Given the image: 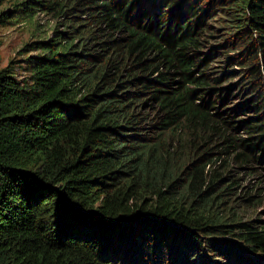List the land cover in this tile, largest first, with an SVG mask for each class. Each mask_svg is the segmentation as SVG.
<instances>
[{
    "label": "trees",
    "instance_id": "1",
    "mask_svg": "<svg viewBox=\"0 0 264 264\" xmlns=\"http://www.w3.org/2000/svg\"><path fill=\"white\" fill-rule=\"evenodd\" d=\"M39 11L0 67V264H264V0H21L0 29Z\"/></svg>",
    "mask_w": 264,
    "mask_h": 264
},
{
    "label": "rangeland",
    "instance_id": "2",
    "mask_svg": "<svg viewBox=\"0 0 264 264\" xmlns=\"http://www.w3.org/2000/svg\"><path fill=\"white\" fill-rule=\"evenodd\" d=\"M19 1L21 0H0V10L12 7L14 3ZM57 21L58 20L55 18L53 13L39 11L34 16L22 20L15 25L2 27L0 29V35L3 42L0 49V67L14 64L17 66L15 71L18 78H20L24 72L19 65H25L24 59L29 54L38 53L37 50L30 53L23 52L25 46L33 41L50 37L59 23ZM212 26L218 30V22L213 23ZM215 33L217 37L220 36L218 31ZM245 183H247V181Z\"/></svg>",
    "mask_w": 264,
    "mask_h": 264
}]
</instances>
